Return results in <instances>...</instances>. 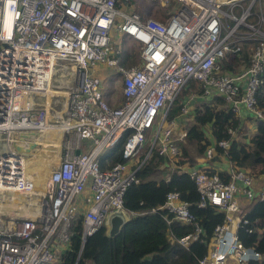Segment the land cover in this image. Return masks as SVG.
Here are the masks:
<instances>
[{
    "label": "built area",
    "instance_id": "1",
    "mask_svg": "<svg viewBox=\"0 0 264 264\" xmlns=\"http://www.w3.org/2000/svg\"><path fill=\"white\" fill-rule=\"evenodd\" d=\"M141 1L158 4L165 17L138 11L135 0H0V193L28 198L17 200L15 214L0 219V264H57L78 220L83 243L102 226L107 229L111 215L133 214L123 204L126 188L140 181L137 171L152 156H178L186 134L182 118L193 115L190 105L197 98L220 95L238 117L245 110L264 120L256 105L264 77V0ZM119 34L139 42V63L120 62ZM242 43H248L246 55ZM232 58H238L237 66ZM110 64V75L121 76L118 105L108 101L105 79L112 77L103 69ZM59 68L76 81L63 116L37 100ZM190 80L197 81L199 91L192 89L178 116L168 118L171 103ZM31 131L37 135L20 138ZM45 131L54 136L60 131L62 143L44 191H36L34 179L25 174L28 153L17 151L14 143L27 146L35 140L38 146ZM123 133L124 160L102 167L100 156ZM217 144L225 152L229 140ZM215 147L207 145V160ZM177 167L194 180L199 206L211 204L224 212L198 263L264 260V252L244 245L237 233L248 222V209L237 195L264 201V174L254 176L231 161L228 180L208 168ZM22 205L31 213L19 214ZM159 208L167 212V223L193 225L176 237L182 246L201 239V228L178 191H168Z\"/></svg>",
    "mask_w": 264,
    "mask_h": 264
},
{
    "label": "trees",
    "instance_id": "2",
    "mask_svg": "<svg viewBox=\"0 0 264 264\" xmlns=\"http://www.w3.org/2000/svg\"><path fill=\"white\" fill-rule=\"evenodd\" d=\"M247 44L240 45L244 55L247 54ZM233 60L237 61L238 58ZM124 61L123 58L120 62ZM192 86H196L194 88L199 91L197 81L187 82L179 91H182V95L177 96L171 103L168 118L178 116L183 98ZM194 105L193 115L186 123V134L180 142L177 161L179 166L185 163L193 165L201 159L206 161L204 151L208 144L213 143L216 146L214 155L225 154L239 167H260L261 171H264L263 119L255 120V133L249 143L241 142L234 135L243 130L240 118L224 107L225 100L222 96L216 95L208 100L202 98ZM256 105L264 114V77L256 92ZM124 140L125 133L100 156L102 167L124 160ZM221 140H229L225 152L217 144ZM216 157L213 156L212 159ZM157 158L155 155L149 158L137 171L140 181L126 188L123 204L127 210L134 213L122 223L119 232L110 236L106 234L105 226H102L88 235L82 243L81 224L78 220L73 225L70 245L61 253L57 264H87V261L92 264H199L198 259L206 253L207 241L215 226L223 221L224 212L211 204L199 206V192L189 174L180 167H175L168 171L166 178L163 175L164 170L158 166L161 161L167 163V158ZM198 167L206 168L201 164ZM210 171L217 173L224 180L229 178L228 174L214 168H210ZM171 190L178 191L181 199L188 203L194 220L201 228L200 238L203 240H194L188 247L178 243L176 237L190 232L193 225L176 219L167 223L164 217L167 212L159 208L164 203L167 192ZM245 217L248 222L238 226L239 238L244 245L254 246L258 251L264 252V201L255 199ZM251 226L263 227V230L248 231L247 228ZM258 264H264V260Z\"/></svg>",
    "mask_w": 264,
    "mask_h": 264
},
{
    "label": "rangeland",
    "instance_id": "3",
    "mask_svg": "<svg viewBox=\"0 0 264 264\" xmlns=\"http://www.w3.org/2000/svg\"><path fill=\"white\" fill-rule=\"evenodd\" d=\"M135 1H136V5H137L136 8L138 11H141L144 14H150V15L157 17V18L165 17V13H164L165 10L163 8H161L158 4L154 3V4L150 5V4H146L145 2H143L141 0H135ZM122 35L123 34H119V37H120L119 40L122 39L121 44L119 43L120 48H121L120 61H121V59L124 58V60H125L123 62L124 65H131V64L139 63L141 60L139 42H137L136 40H134L130 36H123L122 37ZM251 45H252V42H250L248 44V49H251ZM122 56H123V58H122ZM238 62L239 61H235L234 65L237 66ZM111 66L112 65L110 64V65H108L107 68L104 67L103 75L105 74V75H109V77H112V79L110 81H109V79H105V83H109L108 92L110 93V96L108 97V101L112 105H118L122 101L121 76L119 74H114L113 76L110 75L114 72V71H112ZM58 67H62V65H59ZM75 83H76V81L73 79V77H71L70 75H68L66 73V69L59 68L58 70L55 71V73L52 77V80H51L50 88L52 89L51 90L52 92L50 91L49 95H46L44 93L43 95L38 96L37 100L39 102L43 103L44 105H46V107L49 109V111L51 113H59V114H62V116H63L64 109L66 108V104H67L68 91H69L70 87L72 85H74ZM194 87H196V86H192L191 89L186 94L188 95L192 89H195ZM181 95H182V91L177 96L180 97ZM205 99L208 100V99H210V97H206ZM190 119H191L190 116L183 117L182 118V127H186V123ZM234 135L236 137L240 138V139H238L239 141L244 140L246 142H249V140L251 138V135L249 133L248 128L247 129L245 128L241 132H237L236 134L234 133ZM41 136L43 137V139H42L43 142L38 141L39 146H36V148H34L36 150L32 149L31 151H33V152H29L24 157V162H26L27 164H29L30 162L36 161L38 163L37 166L42 168V171H38L39 168L38 169L35 168L36 164L30 168V173L32 172L31 174L34 175V177H38V179L35 181L36 191L37 190L42 191L43 187H44L43 188V191H44V189L46 187L47 178L49 176V173H50L51 169L55 166V163L58 160V152L60 150V146L62 143L61 138H59L57 132H56L55 136H54V134H49V133H47V135H46L45 132ZM46 137L48 138V140H47L48 142L44 143V141L47 139ZM54 137H55V139H54ZM246 137H248L247 140H246ZM53 140H58L60 145L57 147L55 145V142H53ZM148 147H149V142H146L145 145L143 146L142 151L146 152ZM214 156H217V157L214 159L210 158L211 160H209V164L211 165V167L216 168V166H217V164H219V162L217 164H215V163L217 161H221L224 154L223 155L216 154ZM28 159H29V161H28ZM178 160H179V156H176L175 158H168L167 157V161H166L167 163H164L162 161L160 162L158 167L160 169L164 170V174H163L164 176L167 175V173L170 169L179 166L177 164ZM182 165L183 164H181V166ZM247 170H249V172L252 173L254 176H257L261 173L264 174V171H261L260 167L247 168ZM263 170H264V168H263ZM34 172H37L38 174L37 173L34 174ZM7 194H12L14 196H17V195L20 196V198L17 197L18 201H22V200L28 201L27 200L28 198H23V195L21 196V195H19V193L18 194L8 193V192H6L5 194L0 193V219H2V220H6L10 215L15 214L14 209L17 208L16 205H12L10 203L9 198H7ZM35 197H37V195L31 196L32 199H35ZM237 198L239 199V201H241L242 196L237 195ZM252 202L253 201H248L245 199V201L243 203L244 208L249 209ZM18 213L25 215V213H27V212L19 211ZM87 264H92V262L87 261Z\"/></svg>",
    "mask_w": 264,
    "mask_h": 264
},
{
    "label": "crops",
    "instance_id": "4",
    "mask_svg": "<svg viewBox=\"0 0 264 264\" xmlns=\"http://www.w3.org/2000/svg\"><path fill=\"white\" fill-rule=\"evenodd\" d=\"M105 68H107L106 66H105ZM105 77V76H104ZM202 98L201 97H199V98H197V100L195 101H192V103H191V105H190V107L193 109L194 108V104H195V102H197V101H200ZM64 111H65V109H64ZM239 118H240V121H241V125H242V128L243 129H247L248 128V130H249V133H250V135H251V137L253 136V134L255 133V126H256V121L251 117V115L247 112V111H245V110H241V112H240V114H239ZM236 137V136H235ZM237 139H240V138H238V137H236ZM248 139V137H246V140ZM242 142H246V141H244V140H241ZM247 143H249V142H247ZM221 155H223V154H221ZM212 159V158H211ZM211 159H209V160H211ZM209 160H204L203 161V159H201V160H199L198 162L196 161V163H194L193 165H190L189 163H185L186 165H188L189 167L190 166H195V167H198L200 164L201 165H203V166H207V167H209V168H213V167H211V165L209 164ZM214 161V160H213ZM219 162V164H217ZM215 164H217V166H216V168H214V169H216V170H218V171H221V172H223V173H226L227 172V169H228V167H229V165H230V161L227 159V157L224 155L223 157H222V160L221 161H217ZM261 174H259V175H257V177H259ZM240 195V194H239ZM239 200V199H238ZM244 201H245V198L242 196V199H241V201H240V203L242 204V206H243V203H244ZM244 207V206H243Z\"/></svg>",
    "mask_w": 264,
    "mask_h": 264
},
{
    "label": "water",
    "instance_id": "5",
    "mask_svg": "<svg viewBox=\"0 0 264 264\" xmlns=\"http://www.w3.org/2000/svg\"><path fill=\"white\" fill-rule=\"evenodd\" d=\"M33 135H37L36 132L31 131L29 134L27 133H21L20 134V138H26V137H31ZM37 143L35 140H30L27 146H23L20 143H14V147L16 148L17 151L19 152H25L28 153L30 152L32 149H34L36 147ZM127 220V218H124L121 214H114L111 215L109 217V227H108V231L106 232V234L112 236L116 233L119 232L120 230V226L122 225V223Z\"/></svg>",
    "mask_w": 264,
    "mask_h": 264
},
{
    "label": "bare ground",
    "instance_id": "6",
    "mask_svg": "<svg viewBox=\"0 0 264 264\" xmlns=\"http://www.w3.org/2000/svg\"><path fill=\"white\" fill-rule=\"evenodd\" d=\"M52 89L50 88V86L44 91V93L46 94V95H49V93H50V91H51ZM58 91V90H57ZM52 92V91H51ZM49 97V96H48ZM57 133H58V136H59V134H60V131H56ZM45 133H46V135H47V133L48 132H46L45 131ZM44 134V133H43ZM20 136V135H19ZM21 137V136H20ZM48 137V136H47ZM46 137V138H47ZM42 139H43V137L42 136H40V137H38L37 138V140L38 141H42ZM54 139H55V137H54ZM48 140V138L44 141V143H46V142H48L47 141ZM51 141V140H50ZM43 142V141H42ZM53 142H55V145L58 147L59 146V141L58 140H53ZM50 143V142H49ZM39 146V145H38ZM40 149V148H39ZM47 149V148H46ZM33 150H36V149H33ZM30 152H33V151H30ZM29 153V152H28ZM28 161H29V159H28ZM24 164H25V174H26V176H28V177H32L33 179H34V181H36L37 179H38V177H34V175H32L31 173H30V168L33 166V165H35V168L36 169H38L39 168V170L38 171H42V168L41 167H38L37 165H38V163L36 162V161H34V162H30L29 164H27L26 162H24ZM41 168V169H40ZM35 173H37V172H34V174ZM38 174V173H37ZM43 187V186H42ZM44 188V187H43ZM43 188H42V191H43ZM35 190H36V187H35ZM17 197H18V195L17 196H14V195H12V194H7V198H9V200H10V203L12 204V205H17V203H18V201H17ZM22 208H23V211L24 212H27V214H29V213H31V207L30 206H28V205H22L21 206Z\"/></svg>",
    "mask_w": 264,
    "mask_h": 264
},
{
    "label": "clouds",
    "instance_id": "7",
    "mask_svg": "<svg viewBox=\"0 0 264 264\" xmlns=\"http://www.w3.org/2000/svg\"><path fill=\"white\" fill-rule=\"evenodd\" d=\"M120 55H121V54H120ZM185 96H186V95H185ZM185 96H184V97H185ZM183 100H184V98H183ZM190 118H191V116H190ZM121 161H123V160H121ZM205 167L208 168V169L210 170L209 167H207V166H205ZM246 169H247V168H246ZM131 215H132V214H130L129 217H130ZM129 217H127V219H128ZM108 227H109V225H108ZM108 227H107V229H106V232L108 231ZM105 228H106V227H105ZM208 241H209V240H208Z\"/></svg>",
    "mask_w": 264,
    "mask_h": 264
}]
</instances>
